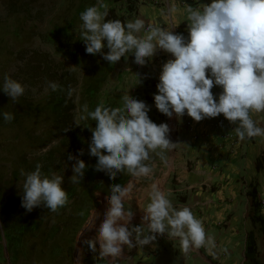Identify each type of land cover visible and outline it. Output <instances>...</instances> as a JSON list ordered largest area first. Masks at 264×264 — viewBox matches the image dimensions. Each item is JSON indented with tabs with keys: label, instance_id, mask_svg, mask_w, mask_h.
I'll return each mask as SVG.
<instances>
[{
	"label": "clouds",
	"instance_id": "1",
	"mask_svg": "<svg viewBox=\"0 0 264 264\" xmlns=\"http://www.w3.org/2000/svg\"><path fill=\"white\" fill-rule=\"evenodd\" d=\"M104 11H100V9ZM172 9H170L171 11ZM188 36L174 34L171 30L137 18L126 24L120 20L105 22L107 5L90 6L80 14L81 37L88 54H102L110 64L120 61L126 54L134 55V62L145 65L156 51L171 54L162 66L158 94L154 95L156 109L171 118L185 114L195 122L216 118L221 114L231 124L240 141L264 137V127L257 126L252 116L264 113V0H211L210 4L187 7ZM143 32V35L141 33ZM107 53L102 50L105 47ZM206 72L208 73L206 75ZM222 88L218 100L211 89ZM52 91L58 85L50 82ZM3 92L16 101L23 96L21 83L4 77ZM73 89H68V96ZM123 107L110 108L103 104L94 111L83 106V113L76 121L91 119L96 122L89 144V154L97 157L96 171L105 172L115 180L118 174L127 173L134 178L147 177L153 169L145 164L150 153L163 158L176 144L168 138V124L157 125L148 116L150 110L143 101L126 95ZM5 121H11L10 113H3ZM107 153V154H105ZM83 155V150H80ZM75 159L72 165L71 183H79L84 176L86 164ZM22 175H24L22 170ZM63 177H42L41 166L26 174L22 186L21 206L28 212L43 205L57 212L68 201L62 188ZM132 184H113L106 197L108 207L103 221L93 239L83 241L99 257L109 264L120 259L123 247L145 246L156 240L157 235L178 239L181 251L202 247H215L214 238L207 235L201 220L189 207H175L168 194L153 184L150 202L141 217L139 226L129 228L132 211H125L123 201L128 197ZM97 213L84 228L94 225ZM88 219V218H87ZM148 234H144V229ZM82 232L80 233V235Z\"/></svg>",
	"mask_w": 264,
	"mask_h": 264
},
{
	"label": "trees",
	"instance_id": "2",
	"mask_svg": "<svg viewBox=\"0 0 264 264\" xmlns=\"http://www.w3.org/2000/svg\"><path fill=\"white\" fill-rule=\"evenodd\" d=\"M66 1L67 12L65 14L67 17H62L60 21L63 22L62 24L58 21L53 22V26L43 35V40L52 44L64 60L72 61L74 70L70 75L64 73L63 77L58 78L56 84L59 87L56 91L48 87L44 106L35 108L29 113L33 115L49 109L53 118V127L50 132H53L58 142L55 147L42 152L43 132L31 133V145L37 155L29 164L26 157L27 151H23L14 157L11 171L13 176L18 174L17 163L19 161L24 164L28 163L27 169L29 170L36 169V165L39 164L42 177H45L61 170L64 164L71 162L72 160L68 159L69 155L83 160L86 169L79 183L70 182L72 171L67 182L61 185L67 193L68 201L57 212H52L43 205L28 212L21 206L22 190L11 194L4 188H0V223L2 226L0 238L5 239L12 264H17L20 260L19 264H72L76 233L89 217L90 211L98 205L97 193L110 195L113 184L123 186L130 178L127 173H121L113 180L105 172L95 170L98 158L89 154V144L92 137L91 129L95 128L96 122L86 119L80 120L77 125L76 121L80 115H85L82 111L85 104L89 111H94L101 104L110 108L123 107V98L126 96L124 77L128 74L125 69H119V62L122 59L115 64H110L103 59L102 54L92 55L86 52V46L80 34L82 24L80 14L90 6L105 4L108 12L105 22L120 20L126 24L136 10V1ZM100 11L104 9L101 8ZM104 44L102 52L107 53L106 41ZM126 55L129 61L134 58L132 53ZM114 75L116 81L111 84ZM77 84H79L78 89H76ZM147 84L144 88L147 91L146 95L151 90L148 81ZM69 88L73 89L70 97L68 96ZM5 112L13 116L11 121L4 120L3 113ZM20 119L17 113L11 112L8 108L4 109L0 99V123L20 124L22 122ZM59 147H65V150ZM57 150L59 154L54 156V151ZM80 150H83V155H80ZM2 251L3 246H0V253ZM23 254H27L29 260L34 258L35 262L23 261L21 259Z\"/></svg>",
	"mask_w": 264,
	"mask_h": 264
},
{
	"label": "crops",
	"instance_id": "3",
	"mask_svg": "<svg viewBox=\"0 0 264 264\" xmlns=\"http://www.w3.org/2000/svg\"><path fill=\"white\" fill-rule=\"evenodd\" d=\"M210 3L211 0H136L130 21L140 18L145 27L152 23L187 38V7ZM169 59L174 57L158 49L145 65L136 64L133 58L129 68L145 77L149 88L157 93L162 66ZM211 91L218 100L222 88L215 86ZM252 118L257 126L264 127V113ZM214 119L195 122L187 114L167 117L168 126L173 124L168 138L176 146L171 150L172 164L159 190L168 194L175 207L191 209L207 235L214 238L215 247L185 254L178 239L157 235L156 240L145 245L148 252L143 253L144 264H264V137L240 141L231 151L228 141L214 129ZM144 234H148L146 228Z\"/></svg>",
	"mask_w": 264,
	"mask_h": 264
},
{
	"label": "rangeland",
	"instance_id": "4",
	"mask_svg": "<svg viewBox=\"0 0 264 264\" xmlns=\"http://www.w3.org/2000/svg\"><path fill=\"white\" fill-rule=\"evenodd\" d=\"M66 4V0H0V99L4 109L8 108L11 112L17 113L22 120L20 124L0 123V188H4L11 194L21 191L26 174L35 171V169H27L32 159L37 155L31 145L32 136L30 134L43 132L41 136L44 143V147L41 148L42 152L55 147L58 142L57 137L54 136L53 132H50L53 127V118L49 109H42L43 113L33 115L29 113L35 108L44 106V98L47 96L50 82L56 83L59 77H63L64 73L70 75L71 71L74 70L72 61L64 60L52 44L43 40V35L53 26V22H60L62 17H67L65 14L67 12ZM121 59L119 69H125L128 73L124 77L125 94L138 101H143L149 106L148 116L154 123L157 125L167 124V116L160 113L155 107L154 95L158 92L155 93L154 90H150L151 92L149 91V94L146 95L147 91L144 88L148 84L145 77L135 72L136 70L129 68L132 61L129 62L127 55ZM117 71L118 69L115 71V75ZM115 75L111 79V84L116 81ZM5 76L21 83L25 88L23 96L16 101L11 100L2 90ZM78 85L76 89H78ZM171 126L173 127L172 123L169 128ZM64 148L59 147V149L65 150ZM23 151H27L26 157L29 164L19 161L17 163L18 174L13 176L11 169L14 165V157ZM58 154V150L54 151V156ZM74 163L75 159L64 164L61 170L45 177L61 176L63 177V185L72 173ZM145 164L153 169L149 176L140 178L130 176L123 185L126 186L130 180L133 181L130 190L131 195L128 200L123 201L125 211L133 212L134 220L129 224V228L141 224L143 211L150 202L151 186L156 185L157 182L163 186L167 167L169 168L172 164L171 151H165L163 158L156 153H150V159L145 161ZM22 170L24 175L21 174ZM157 188L160 189L158 186ZM102 196L107 197L108 195L101 192L97 193L98 205L90 211L88 219L76 233L72 264H109L108 260L99 257L98 244L96 253H93L84 243L78 250L79 234L89 223L91 213L96 211L99 214L106 210L105 208L101 209V206L99 208V205H102L104 201L107 204L106 198H102ZM105 207H108V204ZM1 227L0 223V230ZM92 238L87 237L85 240ZM5 244V239L0 238V246H3V251L0 253V264H12ZM123 251L122 257L114 261L113 264H144L143 253L147 255L148 247L137 245L130 249L125 246ZM21 259L28 262L29 257L27 254H23ZM29 262L34 263V258L30 259Z\"/></svg>",
	"mask_w": 264,
	"mask_h": 264
},
{
	"label": "built area",
	"instance_id": "5",
	"mask_svg": "<svg viewBox=\"0 0 264 264\" xmlns=\"http://www.w3.org/2000/svg\"><path fill=\"white\" fill-rule=\"evenodd\" d=\"M188 122L190 123V120ZM213 127L217 130V132H219L220 137L228 141V146L231 151L240 142L239 138L233 131L235 125L227 121L222 114L214 119ZM261 203H264V200H262Z\"/></svg>",
	"mask_w": 264,
	"mask_h": 264
},
{
	"label": "bare ground",
	"instance_id": "6",
	"mask_svg": "<svg viewBox=\"0 0 264 264\" xmlns=\"http://www.w3.org/2000/svg\"><path fill=\"white\" fill-rule=\"evenodd\" d=\"M131 181V184H133V181L132 180H130ZM129 181V182H130ZM129 182H128V184L126 185V186H128L129 185ZM152 185V184H151ZM156 186H158L159 188H162V185H161V183L160 182H157L156 183ZM132 188V187H131ZM150 190H151V188H150ZM144 192V191H143ZM145 193H147V192H145ZM149 194V193H148ZM131 194L129 193V195H128V197L126 198L127 200H128V198H129V196H130ZM133 197V199H134V196H132ZM131 197V198H132ZM144 197V196H143ZM142 197V198H143ZM125 199V200H126ZM102 201H104V200H102ZM138 203H140V202H138ZM142 203V202H141ZM107 204H106V202L104 201L103 203H102V205H101V209L102 208H107V207H105ZM137 208V207H136ZM106 211V210H105ZM105 211H103V212H100L99 214H97V218H96V220H95V222H94V225H92L91 227H89V228H83V230L81 231L82 232V234L80 235L79 234V237H78V250L80 249V247H81V245H82V243H83V241L85 240V238H87V237H95V235H96V230L99 228V225H100V223L103 221V218H104V212ZM96 211H93L92 213H91V217H90V219H89V221L90 220H92L93 219V214L95 213ZM134 220V217L132 218V220L130 221V223L132 222ZM137 221V220H136ZM129 223V224H130ZM89 224V223H88ZM92 238V239H93ZM125 247V246H124ZM124 247H123V249H124ZM123 254H124V251H123ZM78 261H79V258H78Z\"/></svg>",
	"mask_w": 264,
	"mask_h": 264
},
{
	"label": "water",
	"instance_id": "7",
	"mask_svg": "<svg viewBox=\"0 0 264 264\" xmlns=\"http://www.w3.org/2000/svg\"><path fill=\"white\" fill-rule=\"evenodd\" d=\"M102 198H106L105 196H102ZM100 206H101V204L99 205V208H100ZM1 231H2V229H1Z\"/></svg>",
	"mask_w": 264,
	"mask_h": 264
}]
</instances>
